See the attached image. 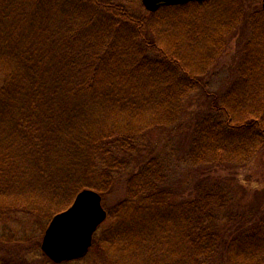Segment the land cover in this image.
<instances>
[{"label": "trees", "instance_id": "16d2710c", "mask_svg": "<svg viewBox=\"0 0 264 264\" xmlns=\"http://www.w3.org/2000/svg\"><path fill=\"white\" fill-rule=\"evenodd\" d=\"M255 1L138 13L114 0H0V223L20 225L0 229V264H18L16 252L37 238L27 225L49 221L86 187L108 212L96 241L142 253L137 264H264V191L235 195L234 181L204 173L176 189L151 138L184 129L188 160L210 171L264 151V10ZM242 22L235 77L213 90L204 77L228 33L218 44L207 29ZM198 91L204 107L185 120Z\"/></svg>", "mask_w": 264, "mask_h": 264}, {"label": "rangeland", "instance_id": "374dc122", "mask_svg": "<svg viewBox=\"0 0 264 264\" xmlns=\"http://www.w3.org/2000/svg\"><path fill=\"white\" fill-rule=\"evenodd\" d=\"M117 2H122L126 4L130 9L138 13H142L144 11V5L142 0H114ZM255 6H262V0H256L253 3ZM254 5L252 8H254ZM264 26V25H263ZM207 29V28H206ZM210 33L216 35V42L220 43V38L222 39L224 35L227 33L226 44L221 55L217 57L215 66L212 67L213 70L211 73L206 75L204 79L210 81L211 89H219L226 82L232 80L235 77V69L236 65L239 62V47L241 46L240 43V34L242 31L248 32V27H246L245 23L242 22L238 26H230L227 25L226 27H210L207 29ZM218 39V41H217ZM214 40V39H213ZM215 43L214 41H212ZM211 41L204 43V47L210 45ZM215 45H217L215 43ZM192 58V62L191 59ZM190 62L189 65H196L194 63L195 57L189 58ZM208 63V62H207ZM206 64V62L204 63ZM209 67L211 65L209 64ZM3 83V76L0 74V86ZM193 99V105L190 107L191 110H188L183 119L187 120L189 117L193 115V112L199 110L204 107L205 102V94L204 96L201 94L200 91L195 92L191 95ZM204 101V102H203ZM184 129L179 130L174 136L171 138H167V135L163 133L162 137H157L158 133L155 132L151 134V138L156 145H161L160 148L165 153L168 154L170 162H171V178L170 181L172 182L173 187L175 186L176 189H188L192 187L194 182L197 178L204 173V176L210 175L216 178H220L224 183L232 186V181L236 184L238 188V193L235 192V195H241L239 191L242 188H245L249 193L254 191H264V151L259 153L254 159H252L249 163H246L242 167H233L227 169H214V171H210L209 169H199L195 168L193 164L188 160L186 153V147L183 143V135ZM158 142V143H157ZM166 144V149H165ZM207 172V173H206ZM233 178V179H232ZM236 188V189H237ZM108 202L112 200L110 197L105 198ZM103 202V196H102ZM104 205V202H103ZM105 206V205H104ZM106 208V207H105ZM51 220V219H50ZM49 221L37 222L35 219L31 221L30 224L27 225V228L30 229V232L35 231L36 239L32 240V243L26 246H22V251L16 252V260L18 264H57L51 261L41 250L35 248V244L38 243V247H40L44 232L46 227L49 225ZM19 224L14 220L3 221L0 223L1 231H11L14 230L15 232L19 231ZM108 227V222L105 221L102 225L99 226L97 232L94 236L93 244L88 252V254L77 261L71 262H64L60 264H133L134 262L137 264L143 260L142 253H128L123 251L116 254V249L109 244L108 242H102L99 238L98 241L95 237H99L100 233L103 229ZM8 229V230H6ZM14 247V246H13ZM18 256V257H17ZM121 256V257H120ZM15 260V261H16ZM136 260H138L136 262ZM22 262V263H21ZM142 263V262H141ZM226 264V263H223Z\"/></svg>", "mask_w": 264, "mask_h": 264}, {"label": "water", "instance_id": "95a60500", "mask_svg": "<svg viewBox=\"0 0 264 264\" xmlns=\"http://www.w3.org/2000/svg\"><path fill=\"white\" fill-rule=\"evenodd\" d=\"M190 1L194 0H142L149 11ZM262 8L264 10V0ZM107 216L101 193L93 188H83L68 208L52 217L44 232L41 249L55 263L82 258L89 252L93 236Z\"/></svg>", "mask_w": 264, "mask_h": 264}]
</instances>
